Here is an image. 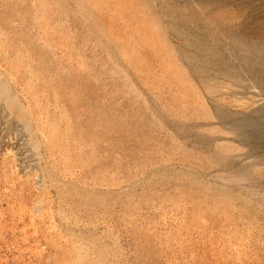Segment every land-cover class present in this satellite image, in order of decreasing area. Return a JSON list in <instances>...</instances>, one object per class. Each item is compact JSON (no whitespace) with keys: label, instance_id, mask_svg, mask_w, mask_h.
I'll use <instances>...</instances> for the list:
<instances>
[{"label":"rangeland","instance_id":"rangeland-1","mask_svg":"<svg viewBox=\"0 0 264 264\" xmlns=\"http://www.w3.org/2000/svg\"><path fill=\"white\" fill-rule=\"evenodd\" d=\"M0 264H264V0H0Z\"/></svg>","mask_w":264,"mask_h":264}]
</instances>
